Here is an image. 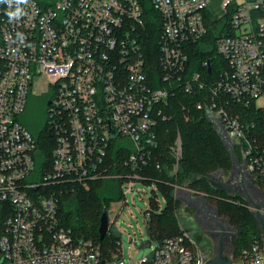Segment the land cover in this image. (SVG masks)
Here are the masks:
<instances>
[{
  "label": "built area",
  "instance_id": "2783aa9c",
  "mask_svg": "<svg viewBox=\"0 0 264 264\" xmlns=\"http://www.w3.org/2000/svg\"><path fill=\"white\" fill-rule=\"evenodd\" d=\"M149 1L160 20L155 66L143 44V0H27L16 19L7 15L16 4L0 3V203L9 207L0 264H205L209 248L186 231L144 240L149 252L132 261L117 255L119 241L104 256L99 244L57 219V186L117 178L123 198V184L131 193L134 181L158 184L148 171L161 166L154 160L158 126L170 118L169 100L178 92H200L196 108L237 157L236 170L264 184V0ZM214 21H223L215 38L223 66L208 71L205 61L206 74L190 72L191 48L221 23ZM35 79L50 91L52 152L41 166L37 140L19 121L36 94ZM249 111L254 115L245 116ZM117 138L129 140L130 149ZM170 149L176 170L178 138ZM113 222L108 218L109 227ZM129 243L139 250L134 237ZM263 256L261 237L236 260L229 255L233 264H262Z\"/></svg>",
  "mask_w": 264,
  "mask_h": 264
},
{
  "label": "trees",
  "instance_id": "16d2710c",
  "mask_svg": "<svg viewBox=\"0 0 264 264\" xmlns=\"http://www.w3.org/2000/svg\"><path fill=\"white\" fill-rule=\"evenodd\" d=\"M145 24L147 35L143 39L147 59L151 65L156 64L158 46L157 31L159 15L152 8L149 0H143ZM213 22V21H209ZM220 22V21H214ZM157 29V30H155ZM214 31L210 28L208 34L197 42L190 51L189 71L206 74L202 65L208 59L211 60L212 68L219 56L215 49ZM208 41L213 43V50H207L203 46ZM200 92L193 94L178 92L169 100L167 111L170 118L160 122L158 126V159L159 169H150V175L157 177L158 188L165 198V207L160 208L157 202L152 199L150 203L153 210L146 221L147 237L162 241L185 231L182 226L177 209L181 208V201L174 194L175 186H186L198 193H204L205 198L213 199L218 214L225 218L235 233L231 237V254L236 260L242 249L248 247L261 235L258 224L252 212L244 206L239 194H230L220 191L211 186L203 176L214 175L221 170L226 174L232 167L230 154L224 146L218 132L208 120L205 112L196 108V100ZM254 115L252 111L245 116ZM264 128V127H263ZM44 133V134H43ZM177 134L181 136L182 153L174 170L175 157L170 147L174 145ZM45 138L43 142L39 138ZM38 153L36 163L41 166L43 159L48 160L52 152V143L45 132L37 134ZM120 179L100 178L86 182L85 184H67L57 186L58 210L57 219L61 225L70 228L74 235L84 239H90L99 244L104 256H109L116 251L120 234L112 229L110 225L106 235L99 239V222L103 211H106L110 200L120 199L122 192L119 188ZM261 186V182H258ZM9 212L5 203H0V236L3 231V223ZM200 240L197 239L196 242ZM204 239L202 247H208ZM201 244V243H200Z\"/></svg>",
  "mask_w": 264,
  "mask_h": 264
},
{
  "label": "rangeland",
  "instance_id": "374dc122",
  "mask_svg": "<svg viewBox=\"0 0 264 264\" xmlns=\"http://www.w3.org/2000/svg\"><path fill=\"white\" fill-rule=\"evenodd\" d=\"M220 22L221 23L216 26V29L213 30L215 36L219 35L221 27L223 26V21ZM203 47L210 51L214 49L213 43L211 41H208L206 45H204ZM214 66L215 68L222 67L223 66L222 60L218 58ZM45 88H46L45 81H42V84L40 85L38 79H35L33 89H36V94H31L27 97L25 108L23 112L19 115L20 123L23 126H25L35 138H37V134L39 133L38 131L45 132V129L47 127L48 117H47L46 101L48 99V96L50 95V91H47V89ZM212 125L214 126V123H212ZM258 126L261 131V127L264 126V122L259 120ZM177 138L178 140L181 141L180 134H177L176 140ZM44 140L45 138H43V136L39 138V141L42 142L43 145H45L46 143L48 145V142H43ZM114 142L117 143L122 142L126 147H129V149L131 147L129 140H126L124 138H117ZM175 163H176V159H175ZM231 169L226 174L223 173V175H221L220 173L221 171L219 170L214 175L216 177L220 176L227 179L229 176L228 173H230ZM237 174L239 175V177L241 176L240 172L238 171ZM242 177L245 178L244 175ZM121 184L122 182L119 183L120 189H121ZM255 184L257 185L258 183L256 182ZM177 186H175V190ZM132 187H133V192L131 193L127 189L128 187L126 186V184L122 185V191L126 192L124 197L123 198L121 197L120 199L118 198V199L110 200L107 204L106 215L108 218L114 219V222L111 227L113 230H116L120 234L119 236L120 252H118L117 255L121 256L126 260H128L129 255H131V260L135 261L141 255L147 254L149 252V249L143 248L139 250H134L131 244L129 243V238L134 237L136 239V247H138L142 241L147 239V228L144 218V212L152 208V205L150 203V200L152 199H154L157 202L160 208H164L165 198L157 185L155 187H152L150 184L143 183L141 181H134L132 183ZM260 188L264 189L263 183H261ZM182 195L183 196L181 197H185L184 199L187 198L185 193H182ZM204 202L208 206H214L213 199L206 198ZM190 207H192L190 206V203L189 206L184 207V209L179 207V209H177V214L180 217L182 226L186 229L185 231L188 232V234L191 237H193L196 241L198 239L200 240L199 241L200 243H203L205 237L201 232H199L195 228L196 226L193 221L194 208L193 207L190 208ZM230 248H231V242L229 243V241H224L223 254L227 252L229 254V252L231 251ZM216 251L214 250L213 255L216 253Z\"/></svg>",
  "mask_w": 264,
  "mask_h": 264
},
{
  "label": "flooded vegetation",
  "instance_id": "af4514ba",
  "mask_svg": "<svg viewBox=\"0 0 264 264\" xmlns=\"http://www.w3.org/2000/svg\"><path fill=\"white\" fill-rule=\"evenodd\" d=\"M228 174L229 176L227 179L220 176L216 178L227 183L232 189H234V194H239V198L242 200L241 203L246 206L253 214L254 208L252 202L258 204L259 206H262L264 202L261 189L256 185L255 187H252L249 184L247 178L239 177V175L235 171H231ZM246 196H249L252 202H250V200ZM188 202L190 203V206L194 208L193 221L196 226L195 228L199 232H201L205 237V240L210 243L209 245L211 247L209 248V250L211 249L210 253L212 255L214 250L216 251L220 245L223 248L224 241H229V243L231 242L233 229L229 225L227 220L218 214L215 206H208L200 198H195ZM261 217L264 223V216ZM202 244L203 243H201L200 245ZM230 249L232 250V248ZM230 253L231 251L229 252V254L228 252L224 254L229 256Z\"/></svg>",
  "mask_w": 264,
  "mask_h": 264
},
{
  "label": "water",
  "instance_id": "95a60500",
  "mask_svg": "<svg viewBox=\"0 0 264 264\" xmlns=\"http://www.w3.org/2000/svg\"><path fill=\"white\" fill-rule=\"evenodd\" d=\"M207 64H208L207 70L210 71V69H211V60L210 59L207 60ZM47 104H49V101H47ZM48 133L50 134V132H48ZM115 135H116V133L114 131H112V136H115ZM180 143H181V141H180ZM225 147H226V145H225ZM226 149H227V147H226ZM229 154H230V158L232 160V169H231V171H235L237 173L236 166H235L236 163H237V157L233 153H229ZM220 173H221V175H223L222 171ZM241 177H242V170H241ZM203 178L206 181H208L211 184V186L214 187L217 190L225 191V192L230 193V194L234 193V189H232L227 183L217 179L215 175L203 176ZM248 182H249V184L252 187H255V185L251 182L250 179H249ZM199 197L203 201H205V199H206L205 198V194H202V193H200ZM246 197H248L250 202H252V200H251V198L249 196H246ZM252 204H253V208H254L253 214H254V217H255V219L257 221L258 229H259L261 238H262L263 243H264V223H263V220H262V217H261L262 215H261V212H260V206L258 204L253 203V202H252ZM108 229H109L108 217L106 215V211H103L101 216H100V222H99V227H98L99 239L100 240H102L104 238V236L106 235ZM234 233H235V231L233 229V234ZM145 241L148 244H150L151 239L147 237V239ZM143 247H144V242L142 241L140 243V245L138 246V248L142 249ZM205 264H233V262H232V260L230 259L229 256H226V255L223 254V248L220 245L218 250L216 251V253L213 256H211V258L208 259L205 262ZM262 264H264V256H263V263Z\"/></svg>",
  "mask_w": 264,
  "mask_h": 264
},
{
  "label": "crops",
  "instance_id": "0c3cea01",
  "mask_svg": "<svg viewBox=\"0 0 264 264\" xmlns=\"http://www.w3.org/2000/svg\"><path fill=\"white\" fill-rule=\"evenodd\" d=\"M182 193L186 194V196H187L186 199H184L185 197H181V196H183ZM174 194L181 201V203H182L181 208H183V209H184V207L189 206L188 201L195 199V198H200L199 197L200 193L193 191V190L187 188L186 186H177ZM190 208H192V207H190Z\"/></svg>",
  "mask_w": 264,
  "mask_h": 264
},
{
  "label": "clouds",
  "instance_id": "9594fccd",
  "mask_svg": "<svg viewBox=\"0 0 264 264\" xmlns=\"http://www.w3.org/2000/svg\"><path fill=\"white\" fill-rule=\"evenodd\" d=\"M0 3H7L9 7L11 6L12 3L16 4V8L14 11H10L7 13L10 19H16L22 16L23 9L20 7L21 4L27 3V0H0Z\"/></svg>",
  "mask_w": 264,
  "mask_h": 264
}]
</instances>
